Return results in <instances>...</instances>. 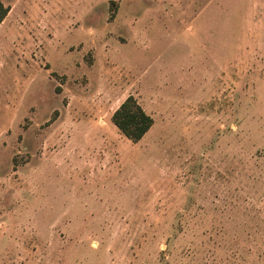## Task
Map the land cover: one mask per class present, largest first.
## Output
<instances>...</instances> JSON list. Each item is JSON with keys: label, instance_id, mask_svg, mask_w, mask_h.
I'll use <instances>...</instances> for the list:
<instances>
[{"label": "rangeland", "instance_id": "rangeland-1", "mask_svg": "<svg viewBox=\"0 0 264 264\" xmlns=\"http://www.w3.org/2000/svg\"><path fill=\"white\" fill-rule=\"evenodd\" d=\"M3 2L0 264H264V0Z\"/></svg>", "mask_w": 264, "mask_h": 264}, {"label": "trees", "instance_id": "trees-1", "mask_svg": "<svg viewBox=\"0 0 264 264\" xmlns=\"http://www.w3.org/2000/svg\"><path fill=\"white\" fill-rule=\"evenodd\" d=\"M10 10V7L0 0V26L6 20ZM112 122L133 143H139L155 124L154 118L143 109L133 96L128 97L115 111Z\"/></svg>", "mask_w": 264, "mask_h": 264}]
</instances>
